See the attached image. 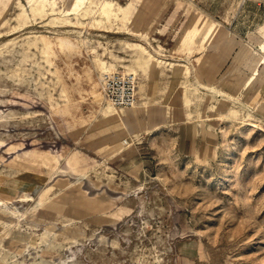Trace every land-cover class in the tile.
<instances>
[{
	"label": "rangeland",
	"instance_id": "obj_1",
	"mask_svg": "<svg viewBox=\"0 0 264 264\" xmlns=\"http://www.w3.org/2000/svg\"><path fill=\"white\" fill-rule=\"evenodd\" d=\"M73 4L0 0V173L30 163L0 189V264H264V68L245 86L234 59L264 0Z\"/></svg>",
	"mask_w": 264,
	"mask_h": 264
},
{
	"label": "bare ground",
	"instance_id": "obj_2",
	"mask_svg": "<svg viewBox=\"0 0 264 264\" xmlns=\"http://www.w3.org/2000/svg\"><path fill=\"white\" fill-rule=\"evenodd\" d=\"M87 0H74L73 6L67 10V12H73L76 11L81 5H83ZM111 6L109 3L104 2L102 6V11L107 15L106 7ZM209 28V27H208ZM264 32V31H263ZM136 48H138L141 52L147 54L152 60H156L159 62V60L155 57H153L143 45L141 44H133ZM235 62H241L242 64V74L240 77V82L242 81L245 86L250 85L253 83V81L261 74L262 69L264 68V45H262L259 50L252 49L249 47L248 44H244V46L241 49V52L236 55L234 58ZM157 62V63H158ZM104 63V62H103ZM167 65V64H166ZM175 66V65H174ZM178 66V65H177ZM101 70L105 69V73L100 78V86L102 88V82L105 77V75L115 73V69L113 67L104 68L102 67V64L98 66ZM180 68H183V70L187 69V66H179ZM120 72V71H119ZM122 72V71H121ZM244 76H246L244 78ZM240 82L238 81L236 83L237 86L240 87ZM242 84V83H241ZM95 95V94H94ZM97 95V94H96ZM95 95V97H96ZM98 96V95H97ZM99 98V97H97ZM112 105V104H111ZM114 106V105H112ZM115 107V106H114Z\"/></svg>",
	"mask_w": 264,
	"mask_h": 264
},
{
	"label": "built area",
	"instance_id": "obj_3",
	"mask_svg": "<svg viewBox=\"0 0 264 264\" xmlns=\"http://www.w3.org/2000/svg\"><path fill=\"white\" fill-rule=\"evenodd\" d=\"M102 92L112 105L119 108L131 107L137 99V79L134 74L128 72L105 75Z\"/></svg>",
	"mask_w": 264,
	"mask_h": 264
},
{
	"label": "crops",
	"instance_id": "obj_4",
	"mask_svg": "<svg viewBox=\"0 0 264 264\" xmlns=\"http://www.w3.org/2000/svg\"><path fill=\"white\" fill-rule=\"evenodd\" d=\"M213 42L211 43H206L203 51H201V57H205L207 59L210 60V62H220L221 65L222 64H226L227 63V59L228 56L227 54H222L219 53L217 51V47L214 45L213 46ZM197 48V46L195 47V49ZM198 49V48H197ZM198 51V50H195ZM200 51V50H199ZM201 57L195 58L196 60H199ZM207 62V60H206ZM185 64H180L179 66H184ZM189 66V65H188ZM188 69V67H187ZM32 156V154H31ZM26 157H30V156H26ZM34 157V156H32ZM35 158V157H34ZM36 159H34L35 161ZM30 168V163L28 162V164H24L22 167V172H18L15 174H7V173H0V189L3 190H7V191H11V192H19V189L14 187L13 184L15 181H17V179H19V177L24 173L25 170H29ZM37 175H41V174H37Z\"/></svg>",
	"mask_w": 264,
	"mask_h": 264
}]
</instances>
